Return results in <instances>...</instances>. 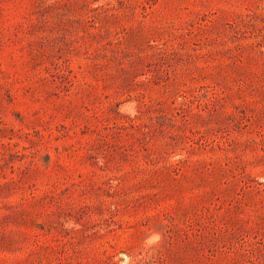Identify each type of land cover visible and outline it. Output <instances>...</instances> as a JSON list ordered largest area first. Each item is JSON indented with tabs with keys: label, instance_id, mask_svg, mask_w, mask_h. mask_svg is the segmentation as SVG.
<instances>
[{
	"label": "rangeland",
	"instance_id": "obj_1",
	"mask_svg": "<svg viewBox=\"0 0 264 264\" xmlns=\"http://www.w3.org/2000/svg\"><path fill=\"white\" fill-rule=\"evenodd\" d=\"M0 264H264V0H0Z\"/></svg>",
	"mask_w": 264,
	"mask_h": 264
}]
</instances>
